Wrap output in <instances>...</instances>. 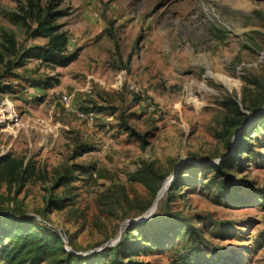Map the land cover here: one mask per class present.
<instances>
[{
    "label": "rangeland",
    "instance_id": "1",
    "mask_svg": "<svg viewBox=\"0 0 264 264\" xmlns=\"http://www.w3.org/2000/svg\"><path fill=\"white\" fill-rule=\"evenodd\" d=\"M21 3L0 0V211L42 220L80 256L150 217L184 163L220 162L223 100L264 103V0H60L56 9L67 14L55 22L77 57L7 66L4 32L18 48L45 41L13 21ZM121 116L142 140L118 128ZM250 137L252 150L231 170L240 185L230 198L208 169L187 174L161 208L188 218L198 236L162 238L133 258L177 264L192 248L215 264H264V124ZM19 163L32 170L20 185L8 173ZM138 170L142 178H132ZM48 196L70 200L44 213ZM55 255L40 264H55Z\"/></svg>",
    "mask_w": 264,
    "mask_h": 264
},
{
    "label": "trees",
    "instance_id": "2",
    "mask_svg": "<svg viewBox=\"0 0 264 264\" xmlns=\"http://www.w3.org/2000/svg\"><path fill=\"white\" fill-rule=\"evenodd\" d=\"M59 1L22 0L18 7L19 11L12 15L13 21L22 25L27 38H43L45 41L41 44H30L18 48L13 35L4 32L2 47L7 54L12 56L5 62L7 66L20 67L29 59H35L51 67L66 66L77 57L78 49L71 52L66 51V31L62 29L60 23L55 22L58 17L67 14L66 9H56ZM44 85L48 86V83L45 82ZM222 105L226 113L223 115L217 136L224 141L225 156L218 164L201 166L184 163V166L169 182L165 190L164 201L157 204L150 217L141 222L129 224L113 246L105 247L86 256L76 255L64 249L58 231L42 220H38L32 215H16L0 211V264H40L47 257L54 258L55 254V264H103L102 256L106 257V264H147L133 258V256L144 254L153 246L160 244V240H164L162 238L168 236L186 235L191 240L196 238L198 234L188 218L181 217L175 212H162L161 208H164L166 203L171 201L174 188L189 182L187 174L191 176L200 175L208 169H211L212 172L211 181L218 180L217 190L221 197L230 198L231 193H234L240 185L239 181L232 175L231 170L238 167V161L243 152L252 150L250 139L252 131L264 124L262 97L249 99L248 102L242 98L239 103L235 99L229 98L223 100ZM91 109L101 110L99 106H94ZM248 114L253 117L251 121L247 120ZM118 128L127 135L142 140V135L137 133L122 116ZM3 159H0V164ZM31 172V169L22 167L21 163L10 165V169H8L9 175L15 178L19 185L22 184L25 175L31 174ZM139 172L141 171H135L132 178H142ZM62 178L65 176L59 175L57 181L60 182ZM248 190L252 192L253 189ZM69 200L68 197L48 196L42 211L45 213L49 208H62ZM145 208L138 207L136 211L140 212ZM131 232H134L136 238L131 239L129 237ZM190 250L192 248L177 255V264H215L212 260L199 258Z\"/></svg>",
    "mask_w": 264,
    "mask_h": 264
},
{
    "label": "built area",
    "instance_id": "3",
    "mask_svg": "<svg viewBox=\"0 0 264 264\" xmlns=\"http://www.w3.org/2000/svg\"><path fill=\"white\" fill-rule=\"evenodd\" d=\"M59 95V99L62 101V102H67L68 101V97H67V95H65V94H63V93H60V94H58ZM73 111H74V113L78 116V117H81V118H84V119H86V118H90V114H88V113H83L82 111H76V110H74L73 109ZM63 240V239H62Z\"/></svg>",
    "mask_w": 264,
    "mask_h": 264
},
{
    "label": "water",
    "instance_id": "4",
    "mask_svg": "<svg viewBox=\"0 0 264 264\" xmlns=\"http://www.w3.org/2000/svg\"><path fill=\"white\" fill-rule=\"evenodd\" d=\"M170 179H171V176H170L169 180H167V184H169ZM154 199H155V197H154ZM154 199H153V201H154ZM139 219H141V215H140ZM64 249H65L66 251H68V252L74 253V254H76V255H80L79 252H75V251L71 250V249L69 248V246L64 247Z\"/></svg>",
    "mask_w": 264,
    "mask_h": 264
}]
</instances>
